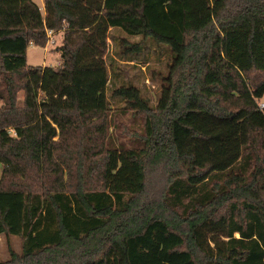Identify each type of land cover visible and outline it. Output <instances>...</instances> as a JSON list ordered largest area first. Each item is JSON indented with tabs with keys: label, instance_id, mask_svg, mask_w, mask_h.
I'll list each match as a JSON object with an SVG mask.
<instances>
[{
	"label": "trees",
	"instance_id": "obj_1",
	"mask_svg": "<svg viewBox=\"0 0 264 264\" xmlns=\"http://www.w3.org/2000/svg\"><path fill=\"white\" fill-rule=\"evenodd\" d=\"M42 1L0 0V234L22 240L0 264H264V0ZM114 28L172 59L153 109L115 90L137 148L102 138ZM47 31L59 64L28 65Z\"/></svg>",
	"mask_w": 264,
	"mask_h": 264
},
{
	"label": "rangeland",
	"instance_id": "obj_2",
	"mask_svg": "<svg viewBox=\"0 0 264 264\" xmlns=\"http://www.w3.org/2000/svg\"><path fill=\"white\" fill-rule=\"evenodd\" d=\"M42 14L43 1L34 0ZM62 33L53 32L51 39L45 47L29 45L27 48V64L30 66H54L59 64L57 46L61 43ZM105 53V62L108 71L109 82L106 87V99L108 111L105 115V129L102 136L103 142L108 144L112 139L115 144H123L125 147H139V131L142 132V118L131 110L127 100L115 94V90L121 87L134 86L153 109L163 89V77L167 74L168 64L171 63V54L166 45H158L153 40L140 36H130L119 29L110 30V39ZM128 42V43H125ZM131 42H140V51L130 52L125 46ZM237 83H243L234 78ZM231 98H239V94L230 88L224 93ZM22 92L18 93V100H22ZM19 101V102H20ZM141 134V133H140ZM263 158V155H259ZM261 160L252 163L259 165ZM264 166V165H262ZM1 173V166H0ZM166 172L163 168H157L147 177L144 199L152 204L161 197L166 182ZM221 210H219V213ZM22 240L18 236L0 234V262L10 259V251L16 255L21 254Z\"/></svg>",
	"mask_w": 264,
	"mask_h": 264
},
{
	"label": "built area",
	"instance_id": "obj_3",
	"mask_svg": "<svg viewBox=\"0 0 264 264\" xmlns=\"http://www.w3.org/2000/svg\"><path fill=\"white\" fill-rule=\"evenodd\" d=\"M51 34H53V32L47 31V38H48L47 42H53V40L51 39ZM257 105H258L259 109H263L264 108V101L263 100L257 101Z\"/></svg>",
	"mask_w": 264,
	"mask_h": 264
}]
</instances>
